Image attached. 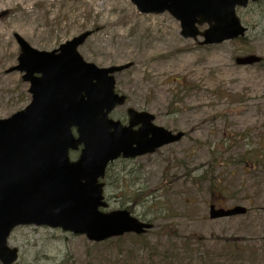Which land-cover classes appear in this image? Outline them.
I'll return each instance as SVG.
<instances>
[{
	"label": "rangeland",
	"instance_id": "rangeland-1",
	"mask_svg": "<svg viewBox=\"0 0 264 264\" xmlns=\"http://www.w3.org/2000/svg\"><path fill=\"white\" fill-rule=\"evenodd\" d=\"M263 9H236L247 27L243 43L200 44L202 37L184 38L167 11L142 13L130 0H0V119L30 101L21 73L7 72L20 53L16 34L51 51L89 31L77 47L84 61L131 63L113 74L125 102L110 118L125 125L128 108L147 111L155 125L183 134L152 153L114 160L101 179L100 210L126 208L151 221L145 234L91 242L60 228L18 226L7 241L18 250L13 264H264V164L246 168L242 159L264 148ZM249 54L261 60L236 62ZM211 204L247 211L210 218Z\"/></svg>",
	"mask_w": 264,
	"mask_h": 264
},
{
	"label": "water",
	"instance_id": "water-1",
	"mask_svg": "<svg viewBox=\"0 0 264 264\" xmlns=\"http://www.w3.org/2000/svg\"><path fill=\"white\" fill-rule=\"evenodd\" d=\"M139 12L167 11L179 21L180 34L200 44H214L244 36L235 12L257 0H130ZM206 25L200 30L198 27ZM90 34L82 32L51 51L31 47L18 34L17 64L7 72H21L28 82L30 102L0 119V262L12 264L18 250L7 244L17 226L60 228L101 242L126 233L144 234L152 224L127 209L103 212V182L113 160L134 158L178 140L153 123L147 111L127 109L128 123L108 117L125 102L114 91L113 73L131 63L97 67L82 59L77 47ZM260 57H237L238 64H252ZM134 126H138L134 129ZM79 150L75 160L70 151ZM246 208L209 206V217L244 214Z\"/></svg>",
	"mask_w": 264,
	"mask_h": 264
},
{
	"label": "trees",
	"instance_id": "trees-1",
	"mask_svg": "<svg viewBox=\"0 0 264 264\" xmlns=\"http://www.w3.org/2000/svg\"><path fill=\"white\" fill-rule=\"evenodd\" d=\"M263 0H259L258 2H256V4H249V5H256V6H261L263 5ZM262 13L264 12V9L263 11H261ZM260 12L261 14V17H264L262 15V13ZM236 41L238 42H244L242 40V38H237L235 39ZM253 148V147H252ZM258 150H261V152L259 151H251L250 153H247L245 155L242 156V159H243V163L245 165L246 168H252L254 169L255 167H258L259 165H263L264 164V148H262V146H260V148ZM75 154L74 152H71L70 155H73ZM151 222V221H150ZM130 233L128 234H124L122 236H126V235H129ZM133 235H136V234H133ZM143 234H140V235H136V236H142ZM121 236H118V237H114L113 239H119ZM112 238H110L111 240Z\"/></svg>",
	"mask_w": 264,
	"mask_h": 264
},
{
	"label": "bare ground",
	"instance_id": "bare-ground-1",
	"mask_svg": "<svg viewBox=\"0 0 264 264\" xmlns=\"http://www.w3.org/2000/svg\"><path fill=\"white\" fill-rule=\"evenodd\" d=\"M94 0H81V3H82V5H84V6H88V5H90L92 2H93ZM97 6H98V8H99V10H104L106 7H107V5H105L103 2H101V3H98L97 4ZM71 7V5L69 4V3H65V6H64V9L66 10V11H68V12H70V10H69V8ZM110 8H113V7H115V4H113V5H110L109 6ZM109 8V9H110ZM108 9V10H109ZM72 14V13H71ZM102 26H103V23H99V24H97V33H99L100 32V30H101V28H102ZM130 54H131V52H130Z\"/></svg>",
	"mask_w": 264,
	"mask_h": 264
}]
</instances>
